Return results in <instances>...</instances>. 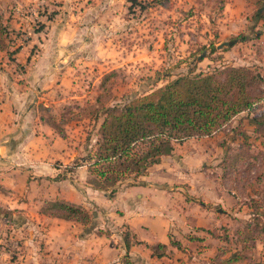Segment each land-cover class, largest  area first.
<instances>
[{
  "label": "rangeland",
  "instance_id": "obj_1",
  "mask_svg": "<svg viewBox=\"0 0 264 264\" xmlns=\"http://www.w3.org/2000/svg\"><path fill=\"white\" fill-rule=\"evenodd\" d=\"M263 5L264 0H0L9 33L0 36V73L22 72L16 63L22 47L37 56L40 46L30 43L32 34L43 36L53 27L57 46L69 55L62 66L71 73L56 125L77 130L75 142L85 149L77 162L85 164L103 106L152 93L181 76L230 67L260 75L264 92ZM261 113L264 99L223 132L176 145L161 159L175 179L194 184L193 194L188 186L172 187L177 194L166 214L168 237L179 246L169 244L162 260L150 257L144 245L126 251L125 235L133 243L134 234L119 206L109 202L140 176L120 183L112 198L104 192L101 203L84 209L83 223L53 224L41 216L48 203L39 210L0 207V264H126L129 259L219 264L233 255L236 264H264V128L255 131L250 123V116ZM55 165L71 173L80 164ZM190 208L197 217L192 221L185 218Z\"/></svg>",
  "mask_w": 264,
  "mask_h": 264
},
{
  "label": "crops",
  "instance_id": "obj_2",
  "mask_svg": "<svg viewBox=\"0 0 264 264\" xmlns=\"http://www.w3.org/2000/svg\"><path fill=\"white\" fill-rule=\"evenodd\" d=\"M53 33L51 26L43 36L41 32L32 34L30 43H37L40 53L30 57L28 45L22 47L16 58L22 72L13 70L9 76L0 73V207L7 211L25 209L29 205L39 210L45 203L57 200L86 209L92 203H101L104 195L87 184L86 166L80 159L77 162L81 151H85L82 144L75 142L79 140L77 130L71 131L70 125L65 124L62 127L64 136H60L46 121L49 113L56 123H60L61 113L57 110L65 101L62 95L68 89L71 74L70 69L62 66L69 55L64 52L65 48L57 46L56 41L60 39ZM21 54L23 58H20ZM75 123L74 127L78 122ZM55 162L63 166L80 165L74 173H62ZM139 181L123 188L115 199L109 200L119 206L135 240L141 242L130 249L153 245L151 243L169 246L166 214L177 194L172 187L188 186L193 194L194 184L175 179L161 163L151 166ZM202 207L203 210L207 208ZM191 209L186 212L188 221L197 218L195 210ZM41 216L55 225L70 223L44 213ZM149 255L152 257L151 251Z\"/></svg>",
  "mask_w": 264,
  "mask_h": 264
},
{
  "label": "trees",
  "instance_id": "obj_3",
  "mask_svg": "<svg viewBox=\"0 0 264 264\" xmlns=\"http://www.w3.org/2000/svg\"><path fill=\"white\" fill-rule=\"evenodd\" d=\"M8 34L0 17V36ZM260 81V75L247 68H223L181 76L152 93L110 107L103 106L94 148L85 159L89 184L94 190L109 192L112 198L120 183L145 175L151 166L171 155L176 145L212 138L223 132L236 118L250 115L262 104L264 92L259 90ZM46 121L64 136L62 128L49 113ZM250 123L255 131L264 128V114L250 116ZM76 169L77 166L72 167L71 172ZM44 214L78 223H83L87 217L83 208L59 200L48 203ZM124 242L127 252L132 245L141 244L136 240L130 242L128 235ZM169 244L179 246L171 240ZM145 246L152 257L158 259L168 251L165 244ZM238 261L233 255L221 259L219 264H236ZM126 264L135 263L129 259Z\"/></svg>",
  "mask_w": 264,
  "mask_h": 264
},
{
  "label": "water",
  "instance_id": "obj_4",
  "mask_svg": "<svg viewBox=\"0 0 264 264\" xmlns=\"http://www.w3.org/2000/svg\"><path fill=\"white\" fill-rule=\"evenodd\" d=\"M263 8H264V5H263ZM263 8H262V9H263ZM262 9H259V10H258V13H261V12H262Z\"/></svg>",
  "mask_w": 264,
  "mask_h": 264
}]
</instances>
